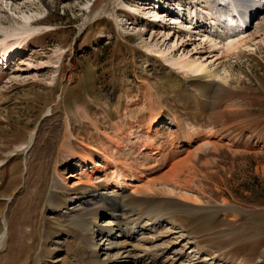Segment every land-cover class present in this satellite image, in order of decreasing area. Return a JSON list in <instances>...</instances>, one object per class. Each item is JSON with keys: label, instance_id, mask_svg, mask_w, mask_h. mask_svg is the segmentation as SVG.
<instances>
[{"label": "rangeland", "instance_id": "374dc122", "mask_svg": "<svg viewBox=\"0 0 264 264\" xmlns=\"http://www.w3.org/2000/svg\"><path fill=\"white\" fill-rule=\"evenodd\" d=\"M156 1L0 0V40L33 28L0 65V250L22 209L41 264H81L87 234L114 255L126 222L148 264H264V14L225 52L213 19L185 30L219 0Z\"/></svg>", "mask_w": 264, "mask_h": 264}, {"label": "bare ground", "instance_id": "6f19581e", "mask_svg": "<svg viewBox=\"0 0 264 264\" xmlns=\"http://www.w3.org/2000/svg\"><path fill=\"white\" fill-rule=\"evenodd\" d=\"M116 1H119V0H115V2ZM231 1H233V0H231ZM239 1L243 2L245 4V7L243 8V11H241V12H240V10L236 11V12H238L239 17L237 19L235 30L231 31L230 33L224 32L223 29L227 28L226 26H228V25H226V26L224 25V28L220 29V31H219V34H220L219 36L220 37L222 36L221 39L223 40V42H224V40L226 41V43L224 45L225 52H231V51L237 50L239 46H242V44L245 42L242 35L247 32V28L249 26L251 27L252 23L256 22L257 20H260V18L264 14V0H249V4H247V1L245 3V0H239ZM204 2L205 1H203V0H199L198 4L204 3ZM215 2H217V0ZM213 3L214 2L211 1V4H213ZM167 4H169V3H167ZM162 8H168V5H167V7H162ZM179 9L180 10L183 9L181 5L179 6ZM225 16H227V15H225ZM193 17H194V14L192 15V13H191L190 19H192ZM26 19H29V18L27 17ZM197 19L198 18H195L194 20L192 19V22H190V24L194 25L193 23ZM31 20H32V18H31ZM247 20H248V25H247ZM30 23H32V22H30ZM211 23H213V21H211ZM192 25L187 26V28L185 27L186 29L185 28L184 29L189 31V28H192L195 30H197L199 28H204L202 25L201 26L199 25L196 27H193ZM244 26H245L244 30L239 31ZM215 28H216V26L213 29H215ZM184 29H178V30L182 31ZM29 30H30L29 32L26 31L24 33V35L20 36L19 38H14L10 44H6V40L9 37H15L17 34L12 33V34L7 35L5 38L0 40L4 44V46L2 48V53H1V56H2L1 61L5 60V59L9 60V58H11L17 52V50H18L17 47L22 42H24L27 39V37H29L31 35L30 32L33 31V28H30ZM178 30H177V32H178ZM199 30H198V33H199ZM203 32H204V30H203ZM215 44L216 43H214L213 45H215ZM159 56H160V54L158 52H156V57H159ZM170 59H168V60L170 61ZM203 60L204 59L200 60L199 58L190 59L187 57H183L179 61H175V62H176V64L177 63L180 64V67L185 69L188 72L200 73V72L204 71L206 68L207 62L205 63L206 60H204V61ZM172 61H173V59H172ZM58 119H59V122L61 123L62 122L61 121L62 116L58 117ZM64 121L62 122V126L64 125ZM64 130H66V127L64 128ZM63 135L66 136L67 134L63 133ZM30 141H31V139H30ZM119 149H121V148L119 147ZM117 164H120V163H117ZM106 165L107 166H106V168L103 169V171H99V172H104L103 173L104 175L109 172V171H106L108 169L107 167H109L108 164H106ZM122 176H123V174H120L119 172L115 173V175L112 177L111 185L115 186V187H121V185H126V182L124 181ZM73 177L76 178L75 175ZM137 177L139 178V175L136 176V178ZM92 179H93V177L90 176L89 181H92ZM73 185L74 184H72V186H68V187H74ZM106 197L109 198V202L111 203L110 205L112 208V212L115 211V207L113 205L117 204L120 200L116 198V201L114 202L111 200V198H110L111 196H109L108 194L106 195ZM20 204H21V202H20ZM35 204H37V203H35ZM18 205H19V203H18ZM14 206L16 207V205H14ZM37 214L34 215V214H31L28 212L27 213L23 212L22 209L21 210L17 209L16 212L6 215V217H5L6 231L2 233V236H4V235L6 236V239L3 241L2 249L0 250V264H41V256H42V253L45 249H44V246L42 244H40V240H39V231H38L39 216ZM119 214L118 215H115V214L111 215V217L114 218L113 221H117ZM122 215H123V213L121 212V218H122ZM83 223H84V221L79 220L78 225H81L80 227H83L84 226ZM127 225H128V222H126L125 226L116 225L115 227H111L109 230H107L108 237L112 235L114 238H116L114 245L112 247L115 249V253H114V255H107V256L105 255L106 258H104L102 260H99L97 258V254H98L97 249L92 244L91 240H93L94 237L92 236V234L89 235L86 233L87 235L85 234L86 237H85L84 242H83L84 243L83 247L80 248V251H79L78 262L81 264H114V263L148 264L146 262V260H147L149 250L146 251L143 246L139 245L140 243L138 240L135 241V239L138 235V231H139L138 228L139 227L136 226L135 224H133L132 226H130V227L128 226V228H127ZM113 230L115 232H118V234H115V232H113ZM0 239H1V236H0ZM129 244H135L138 249L140 248L142 250V252H139V253L134 252L135 253V255H134L133 254L134 248L133 249L127 248V246ZM139 254H142V255L139 256V258L137 260L136 255H139ZM155 254L158 255V253H155ZM155 257L156 256H154V258Z\"/></svg>", "mask_w": 264, "mask_h": 264}]
</instances>
